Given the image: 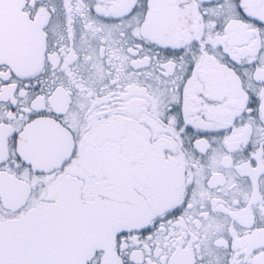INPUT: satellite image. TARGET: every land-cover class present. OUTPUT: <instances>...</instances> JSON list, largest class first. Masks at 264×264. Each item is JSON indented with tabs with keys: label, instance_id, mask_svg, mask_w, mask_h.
I'll return each mask as SVG.
<instances>
[{
	"label": "snow or ice",
	"instance_id": "6c2138e0",
	"mask_svg": "<svg viewBox=\"0 0 264 264\" xmlns=\"http://www.w3.org/2000/svg\"><path fill=\"white\" fill-rule=\"evenodd\" d=\"M0 264H264V0H0Z\"/></svg>",
	"mask_w": 264,
	"mask_h": 264
}]
</instances>
